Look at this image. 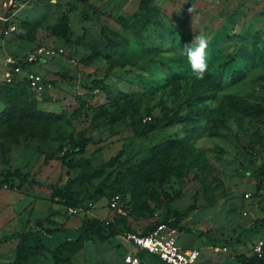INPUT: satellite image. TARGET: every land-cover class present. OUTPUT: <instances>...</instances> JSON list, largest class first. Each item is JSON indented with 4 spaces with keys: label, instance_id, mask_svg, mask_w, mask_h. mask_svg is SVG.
<instances>
[{
    "label": "rangeland",
    "instance_id": "obj_1",
    "mask_svg": "<svg viewBox=\"0 0 264 264\" xmlns=\"http://www.w3.org/2000/svg\"><path fill=\"white\" fill-rule=\"evenodd\" d=\"M9 5L0 24V170L39 182L0 186V225L8 223L0 236L37 221L53 228L94 218L142 232L174 219L173 210L184 214L179 244L201 251L195 264L252 256L264 242V0H0V17ZM65 20L63 37L56 28ZM201 33L208 67L196 79L182 50ZM39 47L63 50L26 68L44 76V88L23 79L24 94L10 97L6 57L22 63ZM33 100L55 116L3 119L9 106ZM77 143L83 150L66 156ZM119 152L102 177L83 178ZM68 179L80 201L74 211L48 187ZM115 191L124 198L117 210ZM78 234L43 241L55 248ZM113 239L89 240L69 264H125L134 247ZM12 247H0L1 263L15 257ZM49 255L34 261L55 264Z\"/></svg>",
    "mask_w": 264,
    "mask_h": 264
},
{
    "label": "trees",
    "instance_id": "obj_2",
    "mask_svg": "<svg viewBox=\"0 0 264 264\" xmlns=\"http://www.w3.org/2000/svg\"><path fill=\"white\" fill-rule=\"evenodd\" d=\"M9 23V17L7 16V20L3 21L1 27L5 28ZM56 33L60 36H67L69 34L68 31V22L67 20L64 23L56 28ZM55 57V56H54ZM20 64L23 70H27L33 65H38L34 63H29L27 61H23ZM29 71V70H28ZM43 76V75H42ZM25 80L27 85L30 87V83L27 78H20L18 76L12 82H8L4 91L15 99L19 98V96L24 94V90L21 87V80ZM44 79V76H43ZM45 82V81H44ZM45 84V83H44ZM31 88V87H30ZM32 89V88H31ZM26 102V101H25ZM28 105H24L23 110L20 109L18 105L9 106L7 110L3 111L2 117L7 120L14 116H25L27 118L30 117H45L51 118L55 116L53 113H47L41 111L36 106V101L33 100L31 103H27ZM19 112H22L19 114ZM73 149H69L66 151V156H74L75 154L81 152L83 147L77 143ZM122 152H119L118 155L112 157L109 161L102 164V166L97 168H92L90 171L83 174L84 179H93L102 177V170L107 166H112L118 162ZM72 159L70 158L69 162ZM264 170V167H263ZM16 180H20L21 183H38L36 179L31 178L30 174L22 173L19 170L11 171L9 169L0 170V186H4L5 184H9L10 182H15ZM40 184V183H39ZM42 184V183H41ZM47 186V185H46ZM51 190H53V196L59 198L60 202L66 207L77 208L80 204L79 199L76 198V193L72 189V181L68 179L65 184L62 185H49ZM120 195L122 204H123V195L115 191L112 195ZM169 196V195H168ZM111 197V198H112ZM170 201L173 202V198H170ZM172 210V209H170ZM172 214L175 215L174 219L164 218L159 223L152 225L147 231H142V234H147L154 230L159 224L166 223L171 226L178 228V230H182L179 226V220L184 216V214L178 213L172 210ZM67 229L58 227H46L41 221L36 222V226H30L27 229L16 231L11 235L5 236L0 240V246L10 242H17L15 257L12 261L1 263V264H38L34 261L39 256L45 255L47 252L51 254L54 259L55 264H69L72 258L78 254L85 246V243L89 240L102 241V242H110V239L116 237L117 235H124L127 231H137L128 226L125 221L120 220H101L99 218H94L83 222L80 227L76 228V231L79 233L76 238H70L62 241L55 248H50L43 241V235L53 236L55 234L66 232ZM126 237V236H125ZM225 244H229L228 241H224ZM223 247H227L223 245ZM137 248V247H136ZM136 254L143 255L142 253L145 250H140L137 248ZM148 252V251H147ZM151 254V253H150ZM154 255V254H152ZM156 256V255H155ZM141 264H143L144 257L141 256ZM159 258V257H157ZM162 260L161 258H159ZM238 260L240 264H264V247L262 254H258L255 251L252 256L246 254H239ZM163 261V260H162ZM125 262V258H124ZM165 262V261H163ZM167 263V262H166ZM168 264V263H167Z\"/></svg>",
    "mask_w": 264,
    "mask_h": 264
},
{
    "label": "built area",
    "instance_id": "obj_3",
    "mask_svg": "<svg viewBox=\"0 0 264 264\" xmlns=\"http://www.w3.org/2000/svg\"><path fill=\"white\" fill-rule=\"evenodd\" d=\"M1 18H3V16L0 17V19ZM5 20H7V18H4L3 21ZM60 51L62 52L63 50L39 47L36 51L31 53L25 61L34 64L44 63L47 59L59 55ZM5 66L4 78L7 82H12L16 76L25 72L26 78L33 90L40 91L44 88L42 74L23 70L20 60L8 56L5 59ZM109 204L110 208L113 210L120 209L123 206L120 195L113 196ZM70 210L74 211L75 208L71 207ZM175 228L176 227L169 224L162 223L147 234H142L139 231H127L125 232V236L135 247L156 255L168 264H195L201 257V251L196 248L182 247L177 240ZM263 247L264 242L259 241L255 245L254 251L261 255ZM125 262L126 264H141V259L136 254H129L125 257Z\"/></svg>",
    "mask_w": 264,
    "mask_h": 264
},
{
    "label": "clouds",
    "instance_id": "obj_4",
    "mask_svg": "<svg viewBox=\"0 0 264 264\" xmlns=\"http://www.w3.org/2000/svg\"><path fill=\"white\" fill-rule=\"evenodd\" d=\"M189 11L191 12V9ZM207 48L208 38L204 33L195 36L190 43H186L183 47V54L187 57L196 79H203L207 71Z\"/></svg>",
    "mask_w": 264,
    "mask_h": 264
},
{
    "label": "crops",
    "instance_id": "obj_5",
    "mask_svg": "<svg viewBox=\"0 0 264 264\" xmlns=\"http://www.w3.org/2000/svg\"><path fill=\"white\" fill-rule=\"evenodd\" d=\"M6 68V66L4 65V69ZM1 69V68H0ZM15 221H17V220H13V221H11V222H15ZM11 222H9V223H11ZM64 221H62V223H63ZM6 224H8V223H6ZM6 224H3V225H0V232L2 231V228L3 227H5L6 226ZM46 227H48V225H45ZM77 227H80V225L79 226H71L70 225V222H67V223H65V226L64 227H62V228H65V229H67V230H76V228ZM23 230V229H22ZM19 231H21V230H19ZM16 232V231H15ZM14 233V232H13ZM12 234V233H11ZM11 234H8V235H11ZM8 235H3V236H0V240L3 238V237H5V236H8ZM48 236V235H47ZM49 237H51V236H49ZM115 238V237H114ZM113 240H115V239H110V242H112ZM129 241V240H128ZM88 242V241H87ZM99 242V241H98ZM116 245H120V243L119 242H117V243H115ZM14 245V247H12L13 248V250H15L16 249V246H17V242H10V243H6V244H3V245H1L0 247H9V246H13ZM133 245V244H132ZM133 247H134V249L131 251V252H128L127 254H126V256L127 255H129V254H132V255H134V254H136V250H137V248L133 245ZM197 249V248H196ZM83 250V249H82ZM81 250V251H82ZM80 251V252H81ZM79 252V253H80ZM49 253H46V255H48ZM143 254V253H142ZM136 255H138V254H136ZM50 256V255H49ZM125 256V257H126ZM141 256H143V255H141ZM140 256V254H139V257H141ZM155 256V255H154ZM124 257V258H125ZM156 257V256H155ZM40 258H44L45 259V255H42V256H40ZM14 259V258H13ZM13 259H10V260H6V261H12ZM51 259H53L51 256H50V259L49 260H47L48 262L51 260ZM141 259V258H140ZM145 259V258H144ZM143 259V260H144ZM54 260V259H53ZM146 260H148V259H146ZM39 262H43V261H38L37 263L39 264ZM2 263H5V261L4 262H2ZM0 264H1V262H0ZM49 264V263H48ZM125 264H126V262H125Z\"/></svg>",
    "mask_w": 264,
    "mask_h": 264
},
{
    "label": "water",
    "instance_id": "obj_6",
    "mask_svg": "<svg viewBox=\"0 0 264 264\" xmlns=\"http://www.w3.org/2000/svg\"><path fill=\"white\" fill-rule=\"evenodd\" d=\"M11 7V5H9L3 15V18L0 19V24L3 22L4 18H7V13L9 12V8Z\"/></svg>",
    "mask_w": 264,
    "mask_h": 264
}]
</instances>
